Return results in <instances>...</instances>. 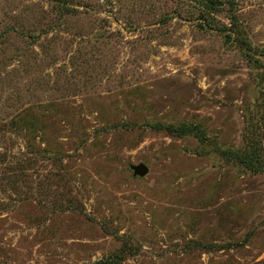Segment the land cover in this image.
Returning <instances> with one entry per match:
<instances>
[{"label":"rangeland","instance_id":"1","mask_svg":"<svg viewBox=\"0 0 264 264\" xmlns=\"http://www.w3.org/2000/svg\"><path fill=\"white\" fill-rule=\"evenodd\" d=\"M0 264H264V0H0Z\"/></svg>","mask_w":264,"mask_h":264},{"label":"water","instance_id":"2","mask_svg":"<svg viewBox=\"0 0 264 264\" xmlns=\"http://www.w3.org/2000/svg\"><path fill=\"white\" fill-rule=\"evenodd\" d=\"M135 172L140 175H145L147 174L149 168L146 164L140 163L134 166Z\"/></svg>","mask_w":264,"mask_h":264},{"label":"trees","instance_id":"3","mask_svg":"<svg viewBox=\"0 0 264 264\" xmlns=\"http://www.w3.org/2000/svg\"><path fill=\"white\" fill-rule=\"evenodd\" d=\"M184 133V132H183Z\"/></svg>","mask_w":264,"mask_h":264}]
</instances>
